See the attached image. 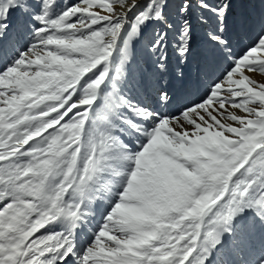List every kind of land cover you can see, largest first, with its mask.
I'll return each mask as SVG.
<instances>
[{"label":"snow or ice","instance_id":"obj_1","mask_svg":"<svg viewBox=\"0 0 264 264\" xmlns=\"http://www.w3.org/2000/svg\"><path fill=\"white\" fill-rule=\"evenodd\" d=\"M193 5L0 0V264H264V0H195L211 60ZM150 28L151 106L128 71Z\"/></svg>","mask_w":264,"mask_h":264},{"label":"rangeland","instance_id":"obj_2","mask_svg":"<svg viewBox=\"0 0 264 264\" xmlns=\"http://www.w3.org/2000/svg\"><path fill=\"white\" fill-rule=\"evenodd\" d=\"M72 2H74V0H60V3L62 4H67V3H72ZM209 2L212 3L214 2V0H209ZM249 3H255L257 6L255 8L241 6L243 4H249ZM233 4H234V7L232 9V13L236 15L247 14L250 12L258 15L259 12L261 11V8L259 7V0H233ZM192 12L193 14L191 18L194 20V24H193L194 30L197 31L196 41H197V44L199 45V49H201V53L199 49L197 50V52L200 53L201 55L200 59L211 60L214 57H216V54L206 45L205 33L207 31V27H202L198 20V17L200 16V11L195 8V0H194ZM228 23H229L228 32H227L228 38L231 42V46L234 52L239 54L241 51L244 50V48L248 47L253 42V40L255 39V31L237 29L233 24V16L231 14L229 16ZM151 31L152 30L150 28L148 30V33L150 34ZM142 42L143 41L140 40L138 44L136 43L131 50L132 58L136 57V62L130 61L129 69H128L129 81L133 83L143 84L144 78H145L146 80H150L152 85L154 86L153 80L151 78V73H150L151 61L148 59V57L144 53V47L147 42L145 44H142ZM193 47L195 49V44L193 45ZM170 56H171V53H170ZM193 57H195L194 52H193ZM220 63H222V61ZM171 69L173 71L176 70L174 56L171 57ZM255 78L258 80H264V77H261L259 75H256ZM193 90L196 93V95L195 97L194 96L192 97V95H190L191 98L193 99L198 98L197 92H196L197 90L196 89H193Z\"/></svg>","mask_w":264,"mask_h":264},{"label":"bare ground","instance_id":"obj_3","mask_svg":"<svg viewBox=\"0 0 264 264\" xmlns=\"http://www.w3.org/2000/svg\"><path fill=\"white\" fill-rule=\"evenodd\" d=\"M12 17H17V13H14L13 14V16ZM192 19V18H191ZM192 22L194 23V20L192 19ZM10 24V23H9ZM138 44V43H137ZM194 56L196 57V58H200L201 57V55H200V53H198L197 52V50L195 51V53H194ZM197 92V91H196ZM146 93H147V95H148V98L149 99H147L146 97L145 98H141V102L142 103H144V104H147V105H152V100H153V96H154V92H153V88H149V90L148 91H146ZM152 94V95H151ZM192 94V97H193V93H191ZM146 99H147V101H146ZM102 211V210H101ZM239 255V254H238ZM242 257V256H241ZM230 258H234L236 261H237V259H236V257L232 254V256L230 257ZM217 262V261H216ZM232 262L234 263V260H232Z\"/></svg>","mask_w":264,"mask_h":264}]
</instances>
